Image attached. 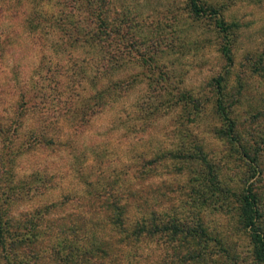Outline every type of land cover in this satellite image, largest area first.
<instances>
[{
  "label": "rangeland",
  "instance_id": "374dc122",
  "mask_svg": "<svg viewBox=\"0 0 264 264\" xmlns=\"http://www.w3.org/2000/svg\"><path fill=\"white\" fill-rule=\"evenodd\" d=\"M200 2L227 26L231 63L212 19L190 16L185 0H0L5 242L49 231L38 254L57 250L76 218L128 200V217L143 202L144 212L197 220L207 264H252L237 199L253 181L264 207V0ZM217 76L239 142L250 153L260 144L256 172L221 135ZM91 231L79 246L105 235ZM146 247L154 257L155 242ZM26 249L2 243L0 264L47 261L28 262Z\"/></svg>",
  "mask_w": 264,
  "mask_h": 264
},
{
  "label": "trees",
  "instance_id": "16d2710c",
  "mask_svg": "<svg viewBox=\"0 0 264 264\" xmlns=\"http://www.w3.org/2000/svg\"><path fill=\"white\" fill-rule=\"evenodd\" d=\"M185 5L190 16L212 19L215 29L222 38L220 53L227 63H231L229 43L226 40L228 28L218 12L211 7H204L200 0H185ZM222 81V77L217 76L212 85L214 87V113L222 123L221 135L229 143L237 145L238 157L245 161L248 170L254 171L257 166L260 144L257 143L259 148L250 153L248 149L251 144L243 145L239 142L235 123L224 102ZM263 139L261 145L264 146ZM237 203L238 222L247 233L251 246L252 264H264V231L262 228L264 207L259 195L255 192L253 181L245 182L238 195ZM140 204L135 208L140 209L141 213L137 218H132L127 216L128 200L122 203L102 200L99 205L100 212L91 211L88 218L78 217L70 227L56 234V236L69 239L67 245L57 250L51 248L49 252L41 250L40 254L35 244L42 245L43 239H50L51 232H45L40 240H37L33 234L27 237L10 235L9 240L5 242L7 232L0 219V245L2 243L7 245L9 253H14L15 249L25 245L29 253L26 255L29 258L28 262L41 257L43 261L47 260L42 264H91L94 260H105L110 264H113L114 260L126 261L130 264H207L210 256L207 244L210 239L197 220L187 221L171 216L164 217L161 214H155L152 209L144 212L145 204L142 202L141 207ZM91 229L93 234L102 232L105 235L98 238L95 234L89 245L79 246L82 235ZM142 241L155 242L157 250L154 257H152L154 250L149 247L141 250ZM127 250L131 252L128 255Z\"/></svg>",
  "mask_w": 264,
  "mask_h": 264
}]
</instances>
